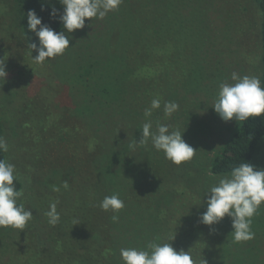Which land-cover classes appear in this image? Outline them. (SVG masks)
Wrapping results in <instances>:
<instances>
[{
  "label": "rangeland",
  "instance_id": "374dc122",
  "mask_svg": "<svg viewBox=\"0 0 264 264\" xmlns=\"http://www.w3.org/2000/svg\"><path fill=\"white\" fill-rule=\"evenodd\" d=\"M259 24L260 14L252 0H122L119 8L109 12L102 20H86L83 29L71 34L65 32L70 38V48L59 57L37 64L32 60L37 53L31 52L29 44L23 38L19 11L14 0H0V59L5 60V70L8 73L4 81L0 80V121L3 137L8 145L6 159L15 166V175L22 184L23 194L17 202L23 204L25 210L32 211L33 215L27 224L30 229L26 226L23 231L51 244L50 239L59 231L45 220V215L49 211V205L57 201L53 200L43 206L40 199L47 197L45 192L53 191L52 186L59 187L64 181L68 183L69 177L76 178L72 183L76 187L72 202L82 190V178L77 167L84 160L81 154L83 149L75 153L72 146L85 140V137L82 135L76 140V136L68 131V123L75 117L71 118V111L75 106H80L81 114L86 107L96 108L95 102L100 99L101 88H106L107 85L105 78H108L111 89L116 87L115 80H112L119 75L116 61L119 59L118 53L127 51L133 41L150 37L153 26H158L159 36L162 32V37L169 39L165 46H169L170 52H174V45L178 41V36L174 34L177 31L182 32L183 40L179 42L182 44L183 41H188L191 30L195 33V27L198 29L204 26L207 32L205 36L208 37L206 49L211 58L209 61L211 64L217 62L218 73H221L218 78L220 83H233V72L239 76L259 78L260 63L253 54L256 49L254 43L257 46L259 43ZM169 50L164 49L165 52ZM89 65H93V68L90 67V71L85 72ZM219 85L217 91H196L195 94L188 95L191 116L188 119L184 118V114L175 112L167 123L163 118L159 120L161 114H156L155 117L158 118L142 119L152 122L153 132L156 131L157 124L168 125L170 131L179 130L182 125L185 130H180L183 132L182 139L197 150L190 162L174 165L165 158L162 151L153 148L151 140L148 145L152 150L143 151V148L136 145L129 151L127 159L145 168L143 182L148 189L155 193L161 187L167 190L170 199L163 217L170 230L163 231L159 237L168 242H171L173 236L177 238L180 246L184 244L183 249L177 248V251H190L191 255L198 256V264L203 259L206 264H264V204H261L252 218L254 238L246 242L233 240V229L228 217L210 227L199 222L207 205L195 195L197 192L204 194L218 181V177L207 175L205 167L208 165V158L220 149L227 138L228 128H233L237 122L222 121L212 109ZM117 86L119 87L118 84ZM168 95L171 98L161 101L159 110H163L165 102H175L180 110H185L187 103L183 102V88L168 92ZM97 134L101 138L106 137L104 131L100 130ZM262 139L255 157L256 169H264V137ZM103 145L110 154L105 156L106 160L98 158L94 161L93 166H99L95 171L101 173L103 181L107 175L112 180L118 178L121 185L128 184L121 170L125 160L123 150L114 151L115 144L112 141L107 144L104 142ZM73 157L76 160L70 169L68 167ZM89 168L94 172L92 167ZM135 183L131 182V185L135 186ZM121 185L119 189L124 188ZM168 186L174 191L182 190L184 194L180 196L182 192H175L180 197L175 200L174 192ZM114 188L115 185L108 187L111 195L120 196ZM63 190L67 196L57 198V209L66 212L68 189ZM131 210L136 212V208ZM173 229L177 230L174 232ZM22 237L17 229L0 228V264L11 262L9 259L12 257L7 248L14 247L10 243L15 242V251L20 249L19 239ZM84 237L86 235L82 234L80 239L75 240V245L81 243L83 248L88 247L81 258L83 264H124L120 256L122 248L115 250L112 247L109 250L110 245L103 243L102 239L98 238L99 241L95 244L91 238ZM126 238L117 235L114 244L118 239L123 241ZM91 244L95 247H91ZM5 245L8 247L5 248ZM196 246L200 249L195 250ZM100 247L106 248L104 254L100 252ZM50 250L47 247L45 254L40 253L39 256L47 258ZM19 261L21 260L16 264Z\"/></svg>",
  "mask_w": 264,
  "mask_h": 264
},
{
  "label": "trees",
  "instance_id": "16d2710c",
  "mask_svg": "<svg viewBox=\"0 0 264 264\" xmlns=\"http://www.w3.org/2000/svg\"><path fill=\"white\" fill-rule=\"evenodd\" d=\"M252 1L260 14L259 43L258 46L254 43L256 49L253 54L259 59V80L261 87H264V0ZM14 3L19 11V25L27 44L37 43L38 45L39 43L38 38L27 27V13L29 11H35L37 16L42 18L43 24L49 25L56 31H62V25L58 23L59 15L63 12L60 0H14ZM53 8L56 9L57 15L50 17ZM162 21L165 23L164 19ZM157 29L158 26H153L150 37L145 40L139 38L133 41L127 51L117 54L119 57L116 60L118 64L117 74L119 75H116V78L113 77L112 80H115L116 87L111 89L108 78H105L107 85L106 88L103 87L101 91L99 90L101 95L100 99L95 102L96 108L87 109L86 107L83 114H81L80 106H75L72 109L70 116L71 118L75 117L68 123V131L76 136V140H79L82 135L85 137V140H81L79 144L72 146L75 153L83 149L81 154L84 160L82 163L79 162L77 167L82 178V190L78 192L75 201L72 202L73 191L76 188L72 183L76 181V178H68V211L61 212L57 209L60 221L55 227L59 232L50 239V246L42 240L34 238L28 231L19 230L23 236L19 239L21 248L15 251L17 244L15 242L10 243V246H14L11 248L5 245V248L8 247L7 250H10L9 256L12 257L9 259V261L11 260L9 264H16L18 260H21L19 264H83L81 258L84 257V250L88 247L83 248L81 243L75 245V240L80 239L82 234L86 235L84 238H91L95 244L99 239H102L103 243H108L111 246L108 247L109 250L112 247L115 250L118 248L148 250L147 245L153 241L156 243L160 241L161 244L170 243L175 250L184 247V244L180 246V241L177 238L168 242L159 237L163 231L170 230L163 217L168 207L167 201L170 199L167 190L161 187L155 193L152 189H148L143 182L145 168L141 164L131 163L127 157L132 149L130 145L134 141L139 143L142 138V127L146 123L142 119L158 118L155 117L156 114H161L159 120L163 118L167 123L171 117L166 116L163 114V110L159 109L153 110L151 117H145V110L148 109L152 99L159 98L163 101L170 97L168 92L183 88L185 90L183 102L187 103V106H185V110L179 108L175 113L184 114V118L188 119L191 117L188 95L195 94L196 91H217V85L220 84L218 78L221 73H218L217 62L211 64L212 62L209 61L211 58L208 56V49H206L208 37L205 36L207 32L204 26H200L198 29L195 27V33L191 30L188 41H183L182 44H179L180 40H183L181 39L182 32L177 31L174 35L178 36V41L177 45L174 46L178 48L174 47V52H170L169 46H165L169 39H164L162 32L159 36V29ZM184 30L186 29L184 28ZM174 39H176L175 36ZM164 49H168L170 54ZM90 67L93 68V65L86 67L85 72H89ZM181 129L182 125L179 127V130ZM100 130L104 131L107 138H101L97 134ZM0 137L4 139L1 121ZM263 137L264 117L249 118L245 122L237 121L233 128H228L227 138L220 149L208 158V165L206 164L207 167H205L207 175L219 178L230 173L234 167L243 162L255 166L256 153ZM111 141L115 144L114 151L116 149L123 150L122 156L125 160L121 170L125 176V182L128 181V184L121 185L118 178L112 180L107 175L104 176V181L101 180V173L95 171L99 166H93L94 161L98 158L106 160L105 156L110 153L104 149L103 143L107 144ZM148 142L139 144L138 148H143V151L152 150ZM84 143H86V148H84ZM0 159L7 160L6 153L0 152ZM75 160L76 157H73L68 168H73ZM89 167H92L94 172ZM131 182H136L135 186H132ZM113 185L120 195L119 198L125 204V207L116 213L118 216L116 221L112 220L113 213L111 211L104 212L99 206L105 196H111L108 187ZM120 185L124 188L119 189ZM15 187L22 191V184L18 178ZM168 188L171 187L168 186ZM63 189H60L59 192H45L47 197H42L40 203L46 206L53 200L58 201L57 198L66 197ZM171 190L174 192L175 200H179L180 197L179 195L176 196L175 192L180 194L182 190L176 191L178 189H175L174 191L172 188ZM183 194L182 192L180 196ZM195 197L206 201L204 194L199 192L196 193ZM134 208H136V212L131 210ZM45 217L47 221L48 217L46 215ZM124 221L125 224H123ZM27 229H30L28 225ZM175 230L177 229L172 231L175 232ZM27 235L29 236L27 237ZM117 235L127 238L123 241L118 239L119 241L114 244ZM81 241L84 242V239ZM212 241L215 242L213 239ZM47 247L51 249L47 258L39 256L40 253L45 254ZM91 247L95 246L91 244ZM194 249L200 248L196 246ZM100 250L102 254L106 252L105 247H100ZM192 257L196 264L200 262L198 256L192 255Z\"/></svg>",
  "mask_w": 264,
  "mask_h": 264
},
{
  "label": "clouds",
  "instance_id": "9594fccd",
  "mask_svg": "<svg viewBox=\"0 0 264 264\" xmlns=\"http://www.w3.org/2000/svg\"><path fill=\"white\" fill-rule=\"evenodd\" d=\"M63 12L59 15L58 23L62 31H56L49 25L42 23L35 11L27 13L28 30L38 38L37 43L28 47L37 55L32 58L37 64L45 63L46 59H53L64 54L70 48V38L65 32L71 34L75 30L85 27V21L93 18L103 19L109 12L117 10L122 0H60ZM57 11L53 8L50 17H55ZM30 52V56H31ZM6 63L0 59V80L4 81L8 73ZM233 83L222 82L219 85L212 109L224 121L245 122L249 118L264 117V87L256 76H239L233 72ZM161 107V100L155 98L151 101L150 108L145 110V117H151L153 110ZM179 110L175 102H165L163 111L166 116H171ZM152 122L143 124L141 140L130 147L146 144L150 139L152 146L157 151H162L165 158L174 165L190 162L197 150L182 139L180 130L170 131L168 125L157 124L156 131H152ZM8 151L7 142L0 137V152ZM15 166L5 159H0V228L23 230L32 220V211L25 210L23 204H18L22 192L17 190L15 182ZM67 190L69 184L64 181L59 187L52 186L54 192L60 188ZM207 197L206 210L200 215L199 222L205 226L219 224L225 217L230 218L233 231L231 235L235 242H246L254 238L251 230L252 218L257 213L261 204H264V169H256L254 165L243 162L234 167L230 173L218 178L217 183L210 186L204 193ZM57 202L49 205L46 213L48 223L55 226L60 221L57 212ZM104 212L113 213L112 220L116 221L118 213L125 207L124 201L118 195L105 196L100 203ZM174 236L171 238V241ZM148 250L136 248H122L120 256L124 264H196L190 251L175 250L170 243L150 242ZM201 264H206L203 259Z\"/></svg>",
  "mask_w": 264,
  "mask_h": 264
}]
</instances>
